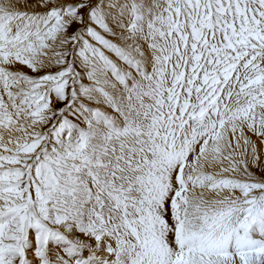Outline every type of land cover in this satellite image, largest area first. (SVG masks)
Here are the masks:
<instances>
[{
	"label": "rangeland",
	"instance_id": "rangeland-1",
	"mask_svg": "<svg viewBox=\"0 0 264 264\" xmlns=\"http://www.w3.org/2000/svg\"><path fill=\"white\" fill-rule=\"evenodd\" d=\"M34 1L0 0V264L78 253L79 264H217L254 251L264 179L242 168L264 158V0ZM66 14L80 24L75 45L67 61L48 59ZM235 133L252 153L221 145ZM70 227L98 236L107 256L83 257L60 231Z\"/></svg>",
	"mask_w": 264,
	"mask_h": 264
},
{
	"label": "bare ground",
	"instance_id": "bare-ground-1",
	"mask_svg": "<svg viewBox=\"0 0 264 264\" xmlns=\"http://www.w3.org/2000/svg\"><path fill=\"white\" fill-rule=\"evenodd\" d=\"M30 1V0H29ZM36 1V0H35ZM32 2V3H36V2ZM55 1V0H54ZM102 2L103 0H88V2L90 3V6L87 8V9H89L95 2ZM124 1V0H123ZM123 1L122 2H120L121 4H123ZM126 1H129V0H125V2ZM136 1H138V0H136ZM141 1V0H140ZM39 2V1H38ZM45 2V1H44ZM43 2V3H44ZM56 2V1H55ZM119 3V0H107V3H105V5H107V7L108 6H112V5H114L115 3ZM144 2H148V1H144ZM42 3V2H41ZM47 4L49 3V2H46ZM158 3V2H157ZM4 4H6V3H4ZM29 4H31V3H29ZM37 4V3H36ZM86 4V3H85ZM149 4V3H148ZM42 4H40V6H41ZM135 5V4H134ZM12 6H14V5H12ZM37 6V5H36ZM38 6H39V4H38ZM37 6V7H38ZM120 6V5H119ZM126 6V5H125ZM9 7V6H8ZM29 7H31V6H29ZM101 6H99L98 7V9L100 8ZM7 8V7H6ZM10 8V7H9ZM36 8V7H35ZM34 8V9H35ZM51 8V7H50ZM13 9H15V8H13ZM12 9V10H13ZM27 9H29L30 10V8H27ZM31 9H33V8H31ZM33 9V10H34ZM91 9V8H90ZM97 9V8H96ZM10 10V9H9ZM24 10V9H23ZM33 10H32V12L31 13H35V11L33 12ZM100 10V9H99ZM26 11V9L24 10V12ZM4 12V11H3ZM98 12H100L101 13V11H98ZM97 12V13H98ZM37 13H39L38 11H37ZM94 13H95V11H94ZM102 14V13H101ZM148 14V13H147ZM75 15V14H74ZM72 16V15H71ZM71 16H69L68 14H66V21H69L68 23H69V25H68V27H65L66 29H64L63 31H58V32H56V31H54V35H53V37L52 38H50L49 40H48V42H47V48H46V50H47V52H46V57H48V59L50 58H52V59H60V57H61V59H63V60H66L67 61V59H65V52H67L66 51V48H67V50H68V52H67V54H69L71 51H70V49H72L73 47V45H75L74 43H75V40H74V38H76L77 37V32H79V31H77V29H78V27H79V23H78V21H76V20H78V19H76V17L75 18H72ZM77 16V15H76ZM93 16L95 17V16H97V18H98V14H96V15H92L91 17L93 18ZM103 16V15H102ZM108 16V15H107ZM147 16H149V15H147ZM126 17V16H125ZM152 17V16H151ZM83 19H84V17H82ZM107 18V17H106ZM76 19V20H75ZM102 19H104V18H102ZM101 19V20H102ZM109 19V18H108ZM107 19V20H108ZM117 19V18H116ZM81 20V19H80ZM79 20V22H81ZM105 20V19H104ZM134 20V19H133ZM97 20L94 18V20H92L91 19V21H89V22H91V23H95ZM112 21V20H111ZM98 22V21H97ZM113 22V21H112ZM117 22L119 23L120 22V20H117ZM137 22V21H136ZM84 23V22H83ZM88 24V23H87ZM97 24V23H96ZM109 24V23H108ZM107 24V26H109ZM89 25V24H88ZM111 25V24H110ZM90 26V25H89ZM102 26V25H101ZM112 26V25H111ZM108 28V27H107ZM109 28H110V26H109ZM138 28V27H137ZM68 29V31H66ZM103 29V28H102ZM74 30H75V32H74ZM99 30H100V28H99ZM122 30V29H121ZM121 30H119V28H115V29H111L110 28V31L109 32H105L104 34H106V37H108V38H110L111 40H113V42H115V43H117V44H119V45H121V46H124V47H121V49H127L128 48V46H127V44H128V42H126V40H125V38L121 35ZM126 30V29H125ZM133 30V29H132ZM97 31V30H96ZM72 32H74V36L76 35V37H74V36H72V37H70L69 36V34H71ZM124 33V32H123ZM122 33V34H123ZM130 33V32H129ZM134 33V32H133ZM132 33V34H133ZM262 34H263V32H262ZM124 35V34H123ZM79 36V35H78ZM126 36V35H125ZM127 36H128V34H127ZM133 36V35H132ZM135 36V35H134ZM133 36V37H134ZM82 37V36H81ZM132 38V37H131ZM131 38H128V40L129 39H131ZM110 40V41H111ZM127 40V41H128ZM132 40H134V39H132ZM135 41V40H134ZM33 42H34V40H33ZM36 42H37V40H36ZM130 42V41H129ZM78 46V45H77ZM40 47H46L45 45L44 46H40ZM134 48H135V46H134ZM140 48V47H139ZM129 49V48H128ZM148 49V48H147ZM146 49V50H147ZM46 50H44V51H46ZM78 50V49H77ZM136 50V49H135ZM149 50V49H148ZM150 51V50H149ZM80 52V51H79ZM145 52V51H144ZM44 53V52H43ZM133 53V52H132ZM28 54V53H27ZM41 54H42V52H41ZM149 54V53H148ZM174 54V53H173ZM44 56V55H43ZM67 56V55H66ZM73 56H74V54H73ZM76 56V55H75ZM109 56V55H108ZM136 56V55H135ZM146 57H147V55H146ZM73 58V57H72ZM46 59V58H45ZM78 59V58H77ZM80 60L81 59H79V63H80ZM140 60V59H139ZM41 61V60H40ZM43 61H45V60H43ZM72 61H73V59H72ZM77 61V60H76ZM137 61V60H136ZM141 61V60H140ZM36 62V61H35ZM83 62V61H82ZM77 63V62H76ZM62 64V63H61ZM143 64V63H142ZM63 65V64H62ZM67 65V64H66ZM88 66V65H87ZM150 66V65H149ZM63 67V66H62ZM121 69V68H120ZM81 71H82V69H81ZM86 71V70H85ZM101 71V70H100ZM107 72V71H106ZM94 73V72H93ZM96 74V73H95ZM99 75V74H98ZM97 75V76H98ZM69 76V75H68ZM91 76V75H90ZM103 76V75H102ZM141 76H143V75H141ZM95 78V77H94ZM108 78V77H107ZM78 79H80V78H78ZM98 79V78H97ZM103 79H104V77H103ZM88 80V79H87ZM106 80V79H105ZM83 81V80H82ZM99 82H103V80L101 79V81L100 80H98ZM107 81V80H106ZM84 83V82H83ZM106 83V82H105ZM120 83V82H119ZM101 84V83H100ZM99 84V85H100ZM114 84V83H113ZM104 85V84H103ZM102 85V86H103ZM73 87V86H72ZM117 87V86H116ZM81 88H82V86H81ZM85 88V87H84ZM90 88V87H89ZM107 88V87H106ZM115 88V87H114ZM103 89V88H102ZM113 89V88H112ZM120 89H123V88H121L120 87ZM120 89H118V90H120ZM80 90V89H79ZM90 90H92V88L90 89ZM149 90V89H148ZM120 91H122V90H120ZM135 91V90H134ZM123 92V91H122ZM84 93V92H83ZM95 93V92H94ZM69 93L68 92H66V95H68ZM79 94V93H78ZM113 94V93H112ZM120 94V93H119ZM119 94H118V97H119ZM80 95V94H79ZM90 95H92V94H90ZM122 95H125V94H122ZM96 96H97V94H96ZM117 97V98H118ZM127 97H130L129 95H127ZM120 98V97H119ZM124 98V97H123ZM118 101V100H117ZM103 106V105H102ZM141 109V108H140ZM5 111V110H4ZM253 114V113H252ZM15 118V117H14ZM8 124H9V122H7ZM14 124V123H13ZM26 125V124H25ZM237 125V124H236ZM9 127V126H8ZM13 129V128H12ZM234 131V130H233ZM15 132V131H14ZM228 133H230V132H228ZM234 133V132H233ZM232 133V134H233ZM237 133H235L234 135H226V134H223L221 137H220V142H221V145H226V148L227 149H230V148H233L234 149V151H236V152H238L239 153V155L240 156H243L244 154H246V153H252V149H250V148H248L247 147V143L244 141V139L243 138H241V137H239V136H235ZM15 135V134H14ZM201 135V134H200ZM212 134H211V138L209 139V145L210 144H215L216 142H214V141H212ZM204 138V136L202 137V139ZM208 139V138H207ZM214 140V139H213ZM252 141H253V143L258 147V148H260L261 150H262V148H261V142H260V140L259 139H257V138H253L252 139ZM206 143V142H205ZM215 149V148H214ZM208 151H210V150H208ZM212 151H214V150H212ZM211 152V151H210ZM208 153V152H207ZM206 153V154H207ZM212 153H214L215 154V151L214 152H212ZM205 154V155H206ZM207 155H209V154H207ZM57 156V155H56ZM209 156H212L211 154L209 155ZM216 156V155H215ZM213 157V156H212ZM211 157V158H212ZM216 158V157H215ZM207 159V158H206ZM214 159V158H213ZM219 159V158H218ZM172 160V159H171ZM216 160V159H215ZM207 161V160H206ZM209 161V163H210V159L208 160ZM217 161V160H216ZM216 161H213V162H216ZM219 161V160H218ZM243 161V160H242ZM247 162H249L248 160H246ZM217 164V163H216ZM93 167V166H92ZM126 169H128L127 167H126ZM129 170V169H128ZM242 170L246 173V174H250L251 172L252 173H254L255 175H257V176H255L256 178H257V180H259L260 181V179H264V158H263V156L261 157V159H260V164L259 165H256L255 167H253L252 166V164H250V166H247V168L246 167H244V168H242ZM81 171V170H80ZM222 172V171H221ZM208 173H210V172H208ZM227 173H230V172H227ZM232 174V173H231ZM230 174V175H231ZM218 175V174H217ZM216 175V176H217ZM228 176H229V174H227ZM234 175V174H233ZM225 176V175H224ZM228 176H226V177H228ZM160 177H162V179L164 178V175L163 176H160ZM223 177V176H222ZM225 177V178H226ZM231 177V176H230ZM250 177H251V175H250ZM160 180H161V178H159ZM222 179H224V177L222 178ZM143 182H145V181H143ZM152 182V181H151ZM263 182V181H262ZM147 182H145V184H146ZM149 183V182H148ZM154 183H155V181H154ZM163 183H165V179H163ZM221 183V182H220ZM258 183V182H257ZM151 184V183H150ZM150 184L148 185L149 187H150ZM159 185H162V183H160ZM163 185H165V184H163ZM248 187V186H247ZM259 187V186H258ZM260 187H264V186H262V185H260ZM162 188V187H161ZM149 189L150 188H148V190H147V192L149 191ZM249 191V190H248ZM163 192V191H162ZM161 191L160 192H157L158 194H159V196H161L162 197V193ZM203 192V191H202ZM150 193V192H149ZM224 193H227V194H231V196L230 197H232L233 199H235L236 201L238 200V199H241V201L239 202V203H241V202H243L242 200L244 199V196H243V192H242V190H235V189H229V191H226V192H224ZM148 194V193H147ZM252 194H254L255 195V197H257V196H259V195H261L262 197L264 196V188H263V190L261 191V192H253ZM167 195V194H166ZM223 195V194H222ZM246 196V195H245ZM165 197V196H164ZM254 197V198H255ZM219 198V197H218ZM231 198V199H232ZM119 200V199H118ZM208 200V199H207ZM228 200V199H227ZM161 201H163V198L161 199ZM210 201V200H209ZM230 201V200H229ZM164 202V201H163ZM202 202H203V200H202ZM214 203V202H213ZM235 203V202H234ZM248 203V201H246V204L245 205H249V204H247ZM86 213H87V210H86ZM85 214V213H84ZM92 215V214H91ZM104 215V214H103ZM102 215V216H103ZM88 216H89V210H88ZM88 216H87V218H88ZM106 217H108V218H110L109 217V215L108 216H106ZM104 220H105V215H104V217H102ZM92 219V218H91ZM97 219H99V218H97ZM107 219V218H106ZM87 220V219H86ZM100 220V219H99ZM103 220V221H104ZM83 221V223H81L82 225L80 226V227H82V229L83 230H86V228H89L88 230L90 231V233H92V234H100V231H98L97 229L99 228V227H97V229H96V227H94L93 225H92V227H94L93 229H92V227L87 223L86 224V222L84 221V220H82ZM102 221V222H103ZM106 221V220H105ZM108 221L110 222V219H108ZM81 222V221H80ZM79 222V223H80ZM89 222V221H88ZM109 222H104V223H109ZM240 222V221H239ZM111 223H113L112 221H111ZM110 223V224H111ZM118 223H120V222H118ZM99 224V223H98ZM100 224H102V223H100ZM109 224V225H110ZM74 225V224H73ZM96 225V224H95ZM105 225V224H104ZM119 225V224H118ZM260 225V224H259ZM96 226H99V225H96ZM108 226V225H107ZM258 226V225H257ZM57 227V226H56ZM102 227V226H101ZM100 227V228H101ZM110 227V226H109ZM123 227V226H122ZM155 227H157V225L155 226ZM120 228V227H119ZM68 229V228H67ZM122 229V228H121ZM80 230V229H79ZM79 230H78V233H75V232H73V229H72V227H70L68 230H60L61 232H64V234L66 233V234H69V236H68V238L70 237L71 239H77L79 242H80V244H85L84 246L86 247V251H85V253H84V255H83V257H88V255H92L93 254V252H95V254H98V255H101L102 257L104 256V257H106L107 255H106V253L104 254H101V253H99V251L101 250L100 248V244H101V242L99 241V239H98V236H96V237H92V235H89V236H91V237H89L88 238V234H86V233H83L82 231H80V232H82L81 234L79 233ZM100 230V229H99ZM123 230H124V228H123ZM254 230V229H253ZM87 232V231H86ZM126 232V231H125ZM89 233V232H88ZM157 233L159 234V236L160 237H162V235H161V233L162 232H160V231H157ZM26 236V235H25ZM94 236V235H93ZM130 236V235H129ZM249 236V235H248ZM127 237H128V235H127ZM159 237V238H160ZM253 243H252V245H254V247H253V249H255V247H256V245H258L257 246V248L254 250V251H247V250H244V251H240L238 254H233V255H229L228 257H225V258H223V259H220L219 261H218V263L217 264H264V250H262V248H264V224H262V225H260L258 228H256V230L253 232ZM157 238V237H156ZM159 238H158V240H159ZM163 239V241L166 239V233H165V236L163 235V237H162ZM165 238V239H164ZM161 239V238H160ZM133 241H135L134 239H132ZM251 240V239H250ZM161 241V240H160ZM168 241V240H167ZM252 241V240H251ZM232 243V242H231ZM159 244V243H158ZM165 244V243H164ZM166 245H167V243H166ZM247 245V244H246ZM250 244H248V246H249ZM59 247H60V249L62 250V252H63V254H65V255H71V253H69V252H65V250L63 251V249H62V247H63V245H61V244H59L58 245ZM133 246V245H132ZM158 246H160V245H158ZM245 247H247V246H245ZM244 247V248H245ZM64 248V247H63ZM88 248V249H87ZM103 248V247H102ZM126 248V247H125ZM124 248V249H125ZM243 248V249H244ZM258 248H260L262 251L261 252H259V251H257L258 250ZM126 249H130L129 247L128 248H126ZM125 249V250H126ZM132 249H134V248H132ZM125 250H123L125 253L127 252V250L125 251ZM166 250V249H165ZM242 250V249H241ZM90 251V252H89ZM62 252H60V250L59 249H54V252L53 253H55V255H60L61 254V256H62ZM65 252V253H64ZM123 252V253H124ZM130 252V250L128 251V253ZM122 253V252H121ZM124 253V254H125ZM244 253V254H243ZM123 254V255H124ZM135 255H137L136 254V251H135V253H134ZM77 255H79V253L78 254H74L73 255V257L70 259V258H68L72 263L71 264H73L74 263V261H75V263L77 262L78 264H79V260H77L78 258H76L77 257ZM131 255H133V253L131 252V254L130 255H127V256H129V258H130V256ZM138 256V255H137ZM212 256V255H211ZM32 257V256H31ZM31 257H29V258H31ZM91 257V256H90ZM89 257V258H90ZM95 257H97V256H95ZM99 257V256H98ZM93 258V257H92ZM92 258H90V260L92 259ZM126 258V257H125ZM131 258H132V256H131ZM135 257H133L132 259H131V261L134 259ZM188 258V257H187ZM212 258V257H211ZM221 258V257H220ZM122 259V258H121ZM127 259V258H126ZM188 259H190V258H188ZM59 260H62V259H60V257H59ZM88 260V259H87ZM89 260V263L88 264H91V261ZM93 260V259H92ZM128 260H130V259H128ZM136 260V259H135ZM83 261V260H82ZM175 261V260H174ZM192 261V260H191ZM215 261V260H214ZM69 262V261H68ZM87 262V261H86ZM128 262V261H127ZM134 262V261H133ZM133 262H131V263H133ZM169 262V261H168ZM167 262V264H169ZM172 262V261H171ZM178 262V261H177ZM183 262V261H182ZM188 262H189V260H188ZM193 262V261H192ZM20 263V262H19ZM54 263V262H53ZM57 263V262H56ZM74 263V264H75ZM97 263H99V264H102V262H100V261H92V264H97ZM130 263V264H131ZM180 262H178V264H179ZM194 263V262H193ZM215 263V262H214ZM103 264H105V263H103ZM176 264V263H175ZM192 264V263H191Z\"/></svg>",
	"mask_w": 264,
	"mask_h": 264
}]
</instances>
